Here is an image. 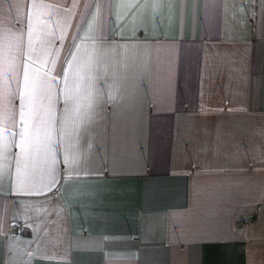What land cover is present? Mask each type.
<instances>
[{
	"label": "crops",
	"instance_id": "0c3cea01",
	"mask_svg": "<svg viewBox=\"0 0 264 264\" xmlns=\"http://www.w3.org/2000/svg\"><path fill=\"white\" fill-rule=\"evenodd\" d=\"M0 264H264V0H0Z\"/></svg>",
	"mask_w": 264,
	"mask_h": 264
},
{
	"label": "built area",
	"instance_id": "2783aa9c",
	"mask_svg": "<svg viewBox=\"0 0 264 264\" xmlns=\"http://www.w3.org/2000/svg\"><path fill=\"white\" fill-rule=\"evenodd\" d=\"M24 228V222L19 220V221H13L10 222L7 228V233L11 235H21L23 232Z\"/></svg>",
	"mask_w": 264,
	"mask_h": 264
}]
</instances>
